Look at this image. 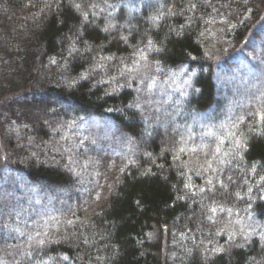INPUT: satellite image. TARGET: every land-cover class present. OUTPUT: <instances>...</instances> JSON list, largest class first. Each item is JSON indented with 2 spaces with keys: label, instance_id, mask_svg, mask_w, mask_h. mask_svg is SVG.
<instances>
[{
  "label": "trees",
  "instance_id": "trees-1",
  "mask_svg": "<svg viewBox=\"0 0 264 264\" xmlns=\"http://www.w3.org/2000/svg\"><path fill=\"white\" fill-rule=\"evenodd\" d=\"M261 115L264 0H0V264H264Z\"/></svg>",
  "mask_w": 264,
  "mask_h": 264
},
{
  "label": "snow or ice",
  "instance_id": "snow-or-ice-1",
  "mask_svg": "<svg viewBox=\"0 0 264 264\" xmlns=\"http://www.w3.org/2000/svg\"><path fill=\"white\" fill-rule=\"evenodd\" d=\"M75 7L78 9L80 7V5L76 4ZM108 27H114V25H109ZM104 30L107 31L108 28H105ZM261 120H264V115H261ZM186 187H187V185H186ZM212 211H215V208H213ZM216 251H222V249H217ZM64 259L67 260L68 257L65 256Z\"/></svg>",
  "mask_w": 264,
  "mask_h": 264
}]
</instances>
